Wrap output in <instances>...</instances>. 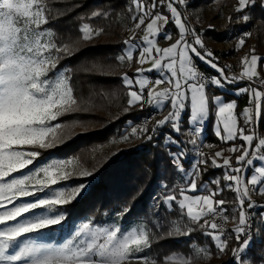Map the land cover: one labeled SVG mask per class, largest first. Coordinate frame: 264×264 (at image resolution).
Returning <instances> with one entry per match:
<instances>
[{"label":"snow or ice","instance_id":"1","mask_svg":"<svg viewBox=\"0 0 264 264\" xmlns=\"http://www.w3.org/2000/svg\"><path fill=\"white\" fill-rule=\"evenodd\" d=\"M256 4L264 7V0H238L236 12L243 13ZM130 5L129 11L134 13L131 19L135 22L133 32L141 29L146 20L150 22L143 29L142 39L137 40L136 36L132 35L123 41V54L117 56L120 62L125 60L131 62L134 59V53H138L136 63L140 67L136 68L134 76L130 77L125 73L121 78L123 84L129 88L127 105L129 107L138 106L143 110L147 103L155 106L159 112L164 110L167 104L171 109L163 119L156 122L151 129L152 134L147 135V140H153V135L158 134V129L165 126L170 127L177 136L183 137L185 133L182 132L181 121L186 104L191 112L189 124L191 125L192 121L199 118V125L187 132L188 139H177L170 134L165 137L162 146L170 155L172 165L183 178L185 186L178 188L180 197L178 199V184H174L169 189L166 183H162L161 187L165 190V194L155 198L153 207L159 209L160 203H163L167 211L171 212L175 203L181 215L186 216L189 223L181 234L189 236L192 232L201 231L203 235L211 238L220 255L225 254L227 241L234 234L236 241L240 243L238 247L231 250L232 259L236 261V264H254L249 258H245L244 254L253 235L251 223L253 215L250 210L264 208V205L251 200L248 187L251 184L254 186L252 190L264 193V182L258 179V176L264 178V167L252 169L254 160L264 161V155H257L261 149H264V138L257 137L261 115L258 101L264 96V92L251 86L254 78L259 85L264 86V79H260L259 72L256 70L262 58L255 54V49H252L251 53L243 57L241 61L243 71L240 76L228 75L231 65L219 63V57L205 47L202 34L187 24L185 17L178 10L179 6L186 8L188 0H159V4L157 0H152L150 5H146L143 0H130ZM34 6L35 11H33ZM160 8H164L169 13L171 21L169 15L160 12ZM43 12L44 8L39 0L29 5L27 16L20 24V40L13 46V55L22 58L21 63L33 70L32 79L27 81V85L33 87L28 88L27 92H16L13 89L10 94L15 98L5 102V86L0 84V226H3L0 227V254L5 253L13 242L18 241L25 234L39 232L54 225H62V221L66 220V213L60 210L49 218L56 210L48 206L71 203L86 188V185L81 184L70 189L51 190V186L69 179L71 175L64 171L65 161H60L58 164H42L18 177L5 180L13 173L33 165L35 158L40 155L38 151H20L14 146L37 145L40 149L53 148L62 140L56 135L60 124L53 127L51 122L66 113L80 110V105L73 95V89L67 82L68 77L65 75L67 69L57 73V78L54 80L43 78L49 71V65L52 69L56 68L58 54H71L67 45L58 47L46 39V30H40V26L47 23ZM106 15V13L97 11L91 14L92 17ZM238 19L248 21L250 16L244 14ZM170 23L176 28L179 38L170 46H157L158 39L172 40V32L166 30ZM79 31L84 41H91L94 37H99L104 33V28L93 29L85 23ZM250 35L251 33L241 34L237 50L245 45L246 38ZM3 56L4 54L0 53V60ZM193 57L207 64L214 70L215 75L211 77L200 75L198 78ZM177 58H179V71L190 76L195 82L180 78L177 71ZM149 62H151V67L145 68L144 65ZM186 65L189 67L186 68ZM243 80L249 81L250 84L235 89L236 95L242 97L247 94L249 104L255 107V114L251 107H246L237 115L238 104L235 99L226 102L222 96L210 97L206 91L209 85L219 89L238 84ZM165 83L169 87L157 91V87ZM150 84L152 87H148ZM146 88H148L147 97L144 94ZM210 100L215 108V120L212 121L215 136L222 143L232 142V146L227 149L228 152L239 153L235 157L237 165L235 167L232 157L225 156L224 149L216 151L210 158H204L205 154L200 151L204 145L202 142L198 145L195 138L197 134L203 132L204 123L210 115ZM125 111L127 112L128 109ZM240 119L244 121L243 126L238 124ZM128 123L131 125V121ZM148 132L149 129L146 126L141 128V133L147 134ZM49 134H52L51 139H49ZM132 135H136L135 127L132 128ZM122 139H128L127 133ZM256 139L258 143L253 148V142ZM237 140L243 143L237 144ZM169 145H175L178 150L172 151ZM186 145L193 146V150L197 153L196 159L188 170L182 164V160L188 154ZM220 160L222 163L218 162ZM67 163L70 164L72 161L68 160ZM209 167L223 169V176L209 178L198 186V181H201ZM250 169L252 174H249ZM80 175L89 176L92 173L82 172ZM246 175L248 176L247 183L245 182ZM221 179L226 182L223 188L220 187ZM212 185H215L214 189ZM257 185H260L258 189L255 188ZM46 190H49L47 195L36 196L37 192ZM225 190L237 193L236 206L231 209L226 207L228 201L216 199ZM66 191L71 192L69 197L65 196ZM188 192L206 194L188 195L186 194ZM30 196L35 198L31 201L21 199ZM17 200L19 203H16ZM246 200L247 209L245 208ZM8 205L12 206L8 207ZM39 208H43L44 212L25 215ZM127 211L124 209L123 213L116 215L120 218ZM228 212L231 213L233 220H236L238 216V225L232 233L226 234L222 225L215 220L219 217L227 222L230 217L225 213ZM20 217L23 218L18 219ZM258 219L264 222V214H261ZM9 221H15V223L7 224L6 222ZM176 231L179 232V229L177 228ZM98 235L103 236V243L98 241ZM150 247V234L146 230L122 231L120 226L93 229L90 223H83L62 246L55 247L43 255L37 249L25 247L12 259L18 262L26 257L34 256L32 264H58V262L75 264V261L83 257L88 264H96L97 259L102 261V264H123L130 256L133 259L137 258L133 254L145 252ZM152 264H156L155 259L152 260ZM184 264H193V262L187 259ZM259 264H264V260Z\"/></svg>","mask_w":264,"mask_h":264},{"label":"trees","instance_id":"2","mask_svg":"<svg viewBox=\"0 0 264 264\" xmlns=\"http://www.w3.org/2000/svg\"><path fill=\"white\" fill-rule=\"evenodd\" d=\"M213 1L193 0L188 4L195 11L204 12L205 7ZM143 2L150 5L152 0H143ZM44 3L47 16L46 28L53 31L54 41L58 46L67 45L71 50L70 55L62 53L64 57L58 67L68 68L69 83L80 110L59 116L56 122H61L63 125V130L59 134L62 142L51 149L38 151L41 158L51 155L75 156L92 170V175L78 179L83 180L84 183L91 182L88 191L78 200L62 206L67 213L66 223L73 224L76 221L87 220L94 225L126 226L135 221H143L150 234L151 247L148 253L156 260V264H184V261L177 259L191 258L195 255L197 246L206 243L210 244V250L215 252L214 259L211 257L209 260L210 264L216 263L215 258L220 259V263L217 264H236L231 257V250L238 247L240 242L236 241L234 234L233 238L231 237L230 249L226 248L225 254L220 255L211 238L203 235L201 231L192 232L189 236H181L176 232L170 234L167 226L161 229L157 227L161 221L167 225L173 219L175 221L183 219L188 224L186 216L181 215L175 203L171 212L167 211L163 203H160L159 209L153 207L155 198L165 194V190L161 187L162 183H166L169 189L174 184H178L177 197L180 198L178 188L183 179L173 167L171 157L162 145L169 134L177 139H188L186 135L188 126L182 127V132L185 133L183 137L177 136L170 127L165 126L158 129V134L153 135V140L149 141L147 135L152 134L151 129L158 120L163 119L170 107L167 105L158 115L153 116L156 110L147 103L143 110L138 106L127 105L129 88L123 84L121 78L125 73L130 77L134 76L136 68L140 67L136 63L138 53H134L131 62L117 60V56L123 54V41L131 36L127 28L135 23L131 19L134 13L129 11L130 0H44ZM157 3L159 4V0ZM159 10L165 11L164 8ZM94 11L107 15L92 17ZM241 14L250 16L251 36L256 43L255 53L262 56V64L264 63V7L256 4ZM148 21L146 20L145 25ZM85 23L93 29L104 28V33L91 41H84L82 36L78 39L77 31ZM203 33L207 41L222 40L226 37L209 28H205ZM176 39L175 35L171 41L160 40L162 45H166ZM202 67L211 76L215 75L211 68L204 64ZM226 98L233 100L236 96L229 94ZM248 104V95L239 97L238 114ZM259 104L261 115L258 133L261 135L264 134V99ZM125 109L128 111L126 112ZM187 115L186 112L183 121ZM145 126L149 129L147 134L141 133V128ZM133 127L136 128V133H139V139L132 145L112 150V142L124 137ZM204 142L215 143L214 146L203 150L206 159L214 156L222 147L231 145V142L222 143L211 132L210 123L207 126ZM169 147L172 151L178 150L175 145ZM185 147L188 154L182 160V164L187 169L192 166L197 154L193 146ZM223 172V169L209 167L201 181H198V186L209 178L222 177ZM225 183L221 179L220 187L223 188ZM212 188L214 189L215 185H212ZM216 199L228 201L226 207L230 209L236 206L237 193L225 190ZM253 202L264 205V197L259 196ZM124 209L128 211L118 218L116 214L123 213ZM250 211L254 213L255 221L251 242L244 255L254 264H259L264 260V222L258 218L264 214V208ZM229 216L227 230L232 233L234 229L230 225L231 213ZM191 260L193 264L198 263L193 258Z\"/></svg>","mask_w":264,"mask_h":264},{"label":"rangeland","instance_id":"3","mask_svg":"<svg viewBox=\"0 0 264 264\" xmlns=\"http://www.w3.org/2000/svg\"><path fill=\"white\" fill-rule=\"evenodd\" d=\"M190 1H193V0H188V3H190ZM236 1H238V0H236ZM39 3H40L41 6H43V8L45 7L44 6V4H45L44 0H39ZM233 5H234V0H214L212 4H210V5L205 7L204 12H202L200 10H196V13H197L198 18H199V29L202 32H204L205 28L206 29L209 28V29H214L217 32L222 33L223 35L226 36L222 40H214L213 39V40H210V41H207V42L211 46H213L215 48H222L224 50H226L227 47L229 46L231 51L235 50V52L238 55L237 58H240L242 56V54H244V53H243L241 47L237 50L238 39L241 37V34H243V33H251V22H250V19L248 21H243L242 19L240 21H238L237 17H242L244 14L236 12V8L238 6H236L235 9L233 10ZM221 8L231 9L232 10L231 11V17L234 18L233 22L231 23V26H229L225 30H223L222 29V25H220V18L219 17H220ZM178 10L181 11L180 6L178 7ZM33 11H35V6L33 7ZM43 15H44V18L47 20L45 9H44ZM132 26L135 27V23L132 24ZM128 29H129V27L127 28V31L132 36L133 35L132 31H129ZM142 29H143V26H141V29H138L136 31H141ZM40 30L41 31H45L46 30V39L48 41H50L51 43H55V41H54V33H53L52 30L46 28L45 23L40 26ZM143 34L144 33L142 32L141 33V35H142L141 39L143 37ZM81 36H82V33L78 30L77 31V38L80 39ZM253 41L255 42V40H253L252 36L250 35V36L247 37L245 43L248 44V45H251ZM158 43H160V39H158ZM255 45H256V43H255ZM58 47H60V46H58ZM253 49H255V47H253ZM255 54L262 58V56L260 54H257V53H255ZM58 55H59V58L56 61V64H57L56 68L52 69L51 66L49 65V71L47 72L46 76L43 77V78L49 79V80H54V79L57 78V73L64 72L65 69L68 70L67 67H58L60 65V63H61L60 60L64 57L65 54L62 55V53H60ZM229 55L230 54H228V56ZM197 64L198 63L196 62L194 65H195V70H196V72L198 74ZM206 66L209 67L207 64H206ZM187 67L188 66H186V68ZM261 68L263 69V72H264V63L261 64V62H259L258 65H257L256 70L259 72V76L260 77H264V74L261 73V70H260ZM68 71L65 73V75H66V77H68V81L67 82H68V84L70 86V83H69V72ZM228 75H232V74L230 72H228ZM184 77H185V79L189 80V82H195V81H192L191 77L186 75L185 73H184ZM247 85L248 84H246L243 87H246ZM243 87H240V88H243ZM223 89L224 90H229L233 95H235L236 96L235 100L237 101V104H238V98L239 97H237L236 92H235V89H237V88H232L231 85H228L227 87H225ZM223 94L224 93H222V92L219 93L220 96H224ZM214 95H217V94H211V96H214ZM245 95H247V94H245ZM244 108H246V106H244L241 109V112L243 111ZM209 113H211L210 110H209ZM260 114H261V105H260ZM190 115H191V113H190ZM153 116H156V115L154 114ZM209 116H210L211 119L208 117L207 121L209 122V120H210L209 123H211L213 125L212 121H214L215 118L211 117L212 115H209ZM182 117H183V114H182ZM188 117H190L189 113L186 116V119L184 121H182L184 125L186 124V126H188V124H189ZM207 121H206V123L203 126V132L201 133V136H200L201 142L204 141L205 132H206L205 128H206V124H208ZM56 124H60V128H58L56 130V135L59 137V134L63 130V125H62L61 122H56V121H52L51 122V126H53V127H55ZM198 125H199V119H197L196 121H192L191 125L189 124V126L191 128L197 127ZM258 129H259V125H258ZM187 132H186V135H187ZM51 135L52 134H49V139H51ZM127 135H128V139H126V140H124L122 138L114 140L112 142L113 148H112V145H111V149L113 150V149L116 148V150H117L118 147H127L129 145L134 144L135 140L139 139V133L138 134L136 133V135L133 136L132 135V130H130V129L127 131ZM257 137L258 138H264V134L259 135V133H258ZM257 143H258V139L254 140L253 148L256 146ZM203 145L206 146L204 149L210 148L209 146L207 147L205 142H203ZM14 148L16 150L25 151V152H27V151H38L40 149L37 145L14 146ZM261 150H263V149H261ZM257 155H260V154L257 153ZM68 160H71L72 163L68 164L67 163ZM60 161H65L66 167H65L64 171L67 172V173H70L71 175H70L69 179H67L65 181H61L57 185L51 186V190L54 191V190H59L61 188L70 189L71 187H75V186H79L81 184H84V185H86V188L84 190H82L81 193L78 196H76V198L74 200H72V201L78 200L80 197H82L88 191V189L90 187V183H91V182L84 183L83 180H80V181H82V182H80L78 179H83L84 177H86V176H81L80 173H82V172H90L91 173L92 170H90V168H89V166L87 164H84L81 160H79V158H77L75 156H69V157H67V156L63 157L62 156V157H59V156H56V155H51V156H48L46 158H44V157L41 158L40 155H39L37 158H35V161H34L33 165H30L26 169H23L21 171L13 173L11 177H6L5 180L11 179L12 177H18V176H20V175H22L24 173H27L30 169H32L34 167H37L39 165L48 164V163L58 164ZM232 161H233V166L234 167L237 166L236 163H235V159L232 158ZM218 162L222 163V160H220ZM257 167H264V161L254 160V164L252 166V169L254 170ZM190 168L191 167H188L186 170H188ZM249 174H252V170L251 169L249 170ZM258 179H262V182H264V178H259V176H258ZM247 180H248V176L246 175L245 176V182L246 183H247ZM184 186H185L184 182L181 181V184H180L179 188L180 187H184ZM248 187L250 189V198H251L252 201L255 198L259 197V196L264 197V193H261L258 190H252L254 186H252L251 184H249ZM259 187H260V185L255 186L256 189H258ZM48 191L49 190H46L45 192H37L36 196L37 197H43V196L48 194ZM186 194H188V195H197V194H206V193H192V192H188ZM70 195H71L70 191H66L65 192V196L66 197H69ZM34 198L35 197H31L30 196V197H24V198H21V199L31 201ZM16 203H19V200H17ZM261 205H263V204H261ZM11 206L12 205H8V207H11ZM62 206L63 205H51V206H48V207H51V208L56 210V211L51 213L49 218H51V216H54L55 214H57V212L60 211V210H63L66 213V210L63 209ZM245 207L247 209V200L245 201ZM42 212H44V209L43 208H39V209L32 210L30 213L25 214V215L30 216V215H33V213H42ZM229 214H230V212L226 213V215H229ZM66 215H67V213H66ZM252 215H253V225H254V221H255L254 213H252ZM22 218L23 217H20L18 219H22ZM6 223L7 224H12V223H15V221H9V222H6ZM62 223H63L62 225L50 226V228L43 229V230H41L39 232L25 234L24 237H21L18 241L13 242L9 246V249L5 253L0 254V264H32V261L35 259L34 256L26 257V258H24V259H22V260H20L18 262L13 261L12 257L15 256L19 251H21L25 247H31V248L37 249V250L40 251V254L43 255V254L47 253L48 251L52 250L55 247L62 246L73 235L74 231L77 228L82 226L83 223H90V222L87 221V220H81V221H76L73 224H70V223H66V220H65V221H62ZM230 225H231V227H233V229H235L237 227V225H238V216H237L236 220H233V219L231 220V224ZM90 226L93 229H100L101 227H109V228H111V227L120 226V225H118V224L94 225V224L90 223ZM165 226L168 227L170 233L176 232V233H179L178 235L184 236L181 233H183V231H185V229L189 226V223L187 224L183 219H180L178 221H175L173 219V220H170V222L167 225H166V223L164 221H161L160 224H157V227L159 229H161L162 227H165ZM0 227H3V226H0ZM120 227L122 228V231H128V230H137V231H139V230L143 229V230H146V231L149 232V229H147L146 224L143 221H135V222H132V223L126 225V226H120ZM227 227H228V221H227ZM177 228L179 229V232L176 231ZM227 234H229L228 230H227ZM118 235H120V234H118ZM231 237L233 238V235H231L229 237L228 241H227V248H229L230 243L232 241ZM97 238H98V241L100 243H103V236L102 235H98ZM196 249H197V251H196L195 255L191 256V258H193V259L198 261V263H196V264H210L209 260L211 259V257H212V259H214L213 254H215V252L210 250L211 249L210 248V244H208V243L200 244L199 246H197ZM133 256H136L137 258L133 259L130 256L128 260L123 262V264H152L153 258L148 253V249L145 250V252H141L139 254H133ZM145 257H146V259H144ZM191 258L186 257V258L177 259V260L185 262V260L191 259ZM215 259H216V263L215 264H217L218 262L220 263V259H217V258H215ZM58 264H65V262H58ZM75 264H88V262L83 257H80L77 261H75ZM96 264H102V261L97 259Z\"/></svg>","mask_w":264,"mask_h":264},{"label":"clouds","instance_id":"4","mask_svg":"<svg viewBox=\"0 0 264 264\" xmlns=\"http://www.w3.org/2000/svg\"><path fill=\"white\" fill-rule=\"evenodd\" d=\"M35 0H0V84L5 86V102L14 99L10 93L27 92L33 87L27 85L32 79L33 70L21 63L22 58L13 55V46L20 40V24L29 11V5ZM30 95V93H28Z\"/></svg>","mask_w":264,"mask_h":264},{"label":"built area","instance_id":"5","mask_svg":"<svg viewBox=\"0 0 264 264\" xmlns=\"http://www.w3.org/2000/svg\"><path fill=\"white\" fill-rule=\"evenodd\" d=\"M237 5H238V1L234 0L233 10L235 9V7ZM180 9H181L182 16L185 17V19H186V23L189 24L191 27L195 28L198 33L202 34V39L204 41L205 47L207 49L212 50L215 53V55L217 57H219V63L221 65H225V64L231 65L230 73L232 75H234V76L239 77L240 74L243 71V67L241 65L240 59L237 58L238 55L235 52V50L231 51L229 46L227 47L226 50H224L222 48H215V47L211 46L207 42L204 33L199 29V18H198V15H197L196 11L193 10L189 6V4L187 5L186 8L184 6H180ZM231 11H232L231 9H226V8H221V10H220V17H219L220 18V25H222V29L223 30H225L226 28L231 26V23L233 22L234 18L231 17ZM229 18H231V19H229ZM237 20L240 21L241 19H238V17H237ZM133 29H134V26H131V27H129L128 30L132 31L133 35L136 36L137 40H140L141 39L142 30L141 31H136L135 30V32H133ZM263 40H264V36H263ZM253 47H255V42L254 41L252 42L251 45H248V44L245 43V45L242 46L241 48H242L243 53H249ZM228 54H230V55L228 56ZM197 70H198V78H199L200 75H202L204 77H211V74H209L202 66L197 65ZM260 79H264V77H260ZM246 84L249 85L250 82L247 81V80H243V81H241L238 84H231V86L232 87H239V86L246 85ZM251 86L252 87H256L261 92H264V86L259 85L258 82L255 79L251 82ZM145 97H147V96L145 95ZM263 99H264V96H262L260 98L258 103L261 100H263ZM247 107H251L252 111H253V114H255V107L254 106L248 104ZM257 135H258V128H257ZM200 136H201V134H197V136L195 137L197 139L198 145L201 144ZM240 143L241 142H238L237 144H240ZM205 144L207 145V147L211 146L210 142H205ZM205 147H206L205 145L203 147H201L200 151L203 152ZM259 154L260 155H264V149L261 150ZM215 222H217L218 224H221L223 229H224V231H225V233L227 234V222L222 221L219 217L216 218ZM251 223H252V226H253V220L251 221Z\"/></svg>","mask_w":264,"mask_h":264},{"label":"crops","instance_id":"6","mask_svg":"<svg viewBox=\"0 0 264 264\" xmlns=\"http://www.w3.org/2000/svg\"><path fill=\"white\" fill-rule=\"evenodd\" d=\"M238 6V5H237ZM162 14H164V15H169V13L165 10L164 12H161ZM169 20L171 21V16L169 15ZM148 22H150V21H148ZM147 22V23H148ZM159 23V22H158ZM146 27V25L143 27V29ZM143 29H142V32L144 33V31H143ZM166 30L167 31H171L172 32V34H173V36H177V39L179 38V35H178V32H177V30H176V28L172 25V24H169L167 27H166ZM144 35V34H143ZM142 36V35H141ZM162 41H165V40H163L162 39ZM173 42H175V40L173 41ZM173 42H171V43H173ZM171 43H169V44H166V45H162V42H161V40H160V43H158V41H157V46H159V47H167V46H170V44ZM253 49V48H252ZM251 49V50H252ZM251 53V51L249 52V53H244V54H242V56L239 58L240 59V61H242V59H243V57H245L246 55H249ZM198 63L197 65H200V66H203V64L206 66V64L205 63H203L202 61H199L197 58H195V57H193V64H195V63ZM187 66V65H186ZM144 67L145 68H150L151 67V62H149V63H146L145 65H144ZM189 67V66H188ZM261 70V73H263L264 74V72H263V69L261 68L260 69ZM177 71H178V75L180 76V78L183 80V79H185V77H184V73H181L180 71H179V58H177ZM154 75V74H153ZM150 79H151V77H150ZM243 86H245V85H243ZM243 86H240V87H243ZM247 86H249V85H247ZM148 87H152V85L150 84ZM165 87H169V85L167 84V83H165V84H162V85H160V86H158L157 87V91H159V90H162L163 88H165ZM240 87H237V88H240ZM147 92H148V88H146L145 89V95L147 96ZM207 92H208V94H209V96H211V94H217V95H219V93H221V92H223L224 94V96H222L224 99H225V101L227 102V101H231V100H227V98H226V96L227 95H229V94H232L229 90H224L223 88L221 89V88H219V89H216L215 87H213V86H211L210 85V87H208V89H207ZM233 95V94H232ZM260 103V102H259ZM167 106V104L165 105V107ZM155 110H156V108H155V106H152ZM247 107V106H246ZM169 110H171L170 108H169ZM168 110V111H169ZM209 110H210V115H212L211 117H213V118H215V115H214V111H215V108H214V105H212V103H211V100H210V102H209ZM187 112V114L189 113V116H190V110H188V105L186 104V110H185V112L183 113V117H182V121H183V119H184V114ZM160 113V111L159 112H157V110H156V112H154V114L155 115H157V114H159ZM168 113V112H167ZM167 113L165 114V115H167ZM236 114L237 115H239L238 114V112H237V109H236ZM164 115V116H165ZM209 118H210V116H208ZM188 119H189V117H188ZM199 119V118H198ZM211 119V118H210ZM181 121V127H183V122ZM209 122H210V120H209ZM209 122L207 121V123L208 124H206V128H205V130H206V132H207V126L209 125ZM187 123V122H186ZM206 123V122H205ZM204 123V124H205ZM238 124L240 125V126H243V124H244V121H243V119H240L239 121H238ZM186 125V124H185ZM188 126H189V124H188ZM210 126H211V132L212 133H214V130H213V125L210 123ZM189 129H191V127L189 126L188 128H187V130H186V132L189 130ZM206 132H205V134H206ZM238 142H241V143H243L242 141H239V140H237L236 141V143H238ZM211 143V146L210 147H212V146H214V142H210ZM232 146V142H231V145L230 146H227V147H222L221 149H219L218 151H220V150H222V149H224L225 150V152H224V154H225V156H231L233 159H235V157H236V155H238L239 153H236V154H233V153H231V152H228L227 151V149L228 148H230Z\"/></svg>","mask_w":264,"mask_h":264}]
</instances>
